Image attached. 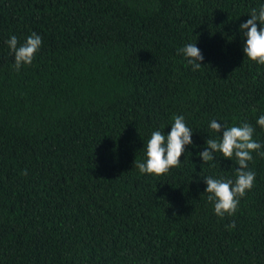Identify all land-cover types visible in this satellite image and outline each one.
<instances>
[{
    "label": "trees",
    "instance_id": "16d2710c",
    "mask_svg": "<svg viewBox=\"0 0 264 264\" xmlns=\"http://www.w3.org/2000/svg\"><path fill=\"white\" fill-rule=\"evenodd\" d=\"M264 0H0V264H264V65L240 25ZM42 46L16 71L6 41ZM196 44L193 71L178 49ZM192 130L181 163L141 174L153 131ZM212 120L250 124L262 148L234 216L203 177ZM27 170V175L22 173ZM235 222L230 229L226 225Z\"/></svg>",
    "mask_w": 264,
    "mask_h": 264
},
{
    "label": "clouds",
    "instance_id": "9594fccd",
    "mask_svg": "<svg viewBox=\"0 0 264 264\" xmlns=\"http://www.w3.org/2000/svg\"><path fill=\"white\" fill-rule=\"evenodd\" d=\"M250 19L240 25L245 43L243 52L246 58L258 65H264V6L259 10L252 9ZM6 43L10 52L14 54V65L16 71L22 66L31 65L36 53L42 46V37L33 32L23 44L18 46V38L12 35ZM182 53L193 71L201 68L204 57L196 44H186L178 49ZM257 124L264 128V115H260ZM209 128L216 133H223L219 140L208 138L206 140V150L199 152L204 164L215 159L214 153H221L226 160H233L239 165L236 168V179L213 178L212 176L203 177L206 181L207 200L214 205L216 216L223 218L225 215L234 216L238 210L241 198L254 187L256 175L249 170V162L253 160V152H257L262 145L253 139L255 129L247 123L240 126H227L212 120ZM193 132L186 125L185 117L177 115L171 125L168 134L159 130L151 133L143 149L146 159L144 162H137L134 165L141 174L161 176L169 172L171 168L178 167L181 163V156L185 152V146L191 145ZM264 155V152L260 153ZM23 175H27L25 170ZM230 229L236 227L233 221L226 225Z\"/></svg>",
    "mask_w": 264,
    "mask_h": 264
}]
</instances>
